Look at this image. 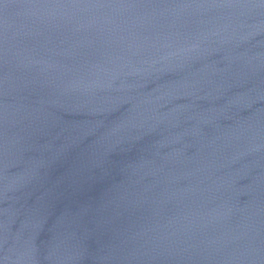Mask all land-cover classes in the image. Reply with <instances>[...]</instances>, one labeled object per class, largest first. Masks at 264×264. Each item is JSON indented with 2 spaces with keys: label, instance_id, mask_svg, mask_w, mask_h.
Masks as SVG:
<instances>
[{
  "label": "water",
  "instance_id": "water-1",
  "mask_svg": "<svg viewBox=\"0 0 264 264\" xmlns=\"http://www.w3.org/2000/svg\"><path fill=\"white\" fill-rule=\"evenodd\" d=\"M0 264H264V0H0Z\"/></svg>",
  "mask_w": 264,
  "mask_h": 264
}]
</instances>
